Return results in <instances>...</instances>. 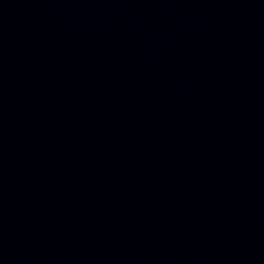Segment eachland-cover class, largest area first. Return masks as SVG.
<instances>
[{
  "label": "water",
  "instance_id": "water-1",
  "mask_svg": "<svg viewBox=\"0 0 264 264\" xmlns=\"http://www.w3.org/2000/svg\"><path fill=\"white\" fill-rule=\"evenodd\" d=\"M0 264H264V0H0Z\"/></svg>",
  "mask_w": 264,
  "mask_h": 264
}]
</instances>
